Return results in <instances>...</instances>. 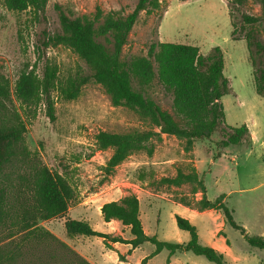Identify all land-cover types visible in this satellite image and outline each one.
<instances>
[{
    "label": "rangeland",
    "instance_id": "obj_1",
    "mask_svg": "<svg viewBox=\"0 0 264 264\" xmlns=\"http://www.w3.org/2000/svg\"><path fill=\"white\" fill-rule=\"evenodd\" d=\"M136 2L48 0L43 10L27 7L17 11L8 9L0 0V71L9 79L11 88L24 68L34 67L41 74L46 63L57 67L55 86L51 92L54 119L48 116L44 100L36 107L28 108L12 96V105L26 122L25 142L31 154L52 171L64 175L75 192L64 215L40 221L39 224L80 255L75 245L83 252H100L102 247L109 248L102 237L68 236L64 221L67 218L85 219L96 230L113 229L111 235L117 233L127 237V228H117L113 223L105 225L99 210L105 200L133 193L141 202L148 234H155L161 240L186 242L189 233L178 228L174 217L182 208L173 201H179L181 197L190 198L191 185L168 186L157 181L162 176L174 175L178 168L188 171L194 167L203 177L209 199L224 193V201L232 209L235 221L243 225L249 234L263 235L264 95L255 91L244 32L252 28L264 41V28L263 23L249 26L242 19L243 13L261 14V5L256 0H160L158 9L149 13L139 12L120 52L122 59L147 55L150 43L155 41L194 44L203 54L218 46L223 55V75L228 78L230 86V92L220 98L225 121L231 126L245 123L251 142L231 144L219 151L216 141L221 135L215 132L209 138L196 140L192 148L186 150L183 139L161 133L160 139H152V154L144 150L132 152L112 172L107 173L104 167L112 149H98L95 134L99 130H145L151 128L149 122L132 109L112 105L108 94L92 78L81 86L75 98L63 96L62 88L68 78L78 74L89 75L91 70L70 47L44 45L45 34L60 30L57 7L71 16H92L97 9L103 13L115 11L125 15L133 10ZM233 29L238 39L232 37ZM98 39L106 42L103 37ZM132 87L153 99L162 109L174 113L171 93L156 79L147 85H139L133 79ZM26 168L27 165L7 168L9 173L4 174L6 182H15L17 174L26 171ZM200 195L198 192L195 197ZM153 199L157 203L150 207L147 215V205ZM190 221L196 226L201 243L216 241L227 246L223 253L227 264H264V248L249 245L239 230L228 223L217 233L224 231L222 234L213 236L216 221L210 212H198ZM3 236L4 232L0 231V244L7 241ZM153 248L150 242L142 243L132 251L130 261L134 262ZM124 254L126 256V252ZM167 254L164 249L154 255L152 264H161ZM177 255L183 262L215 264L189 250L180 251ZM125 256L119 259L127 261ZM108 260L112 262L109 257Z\"/></svg>",
    "mask_w": 264,
    "mask_h": 264
},
{
    "label": "trees",
    "instance_id": "obj_2",
    "mask_svg": "<svg viewBox=\"0 0 264 264\" xmlns=\"http://www.w3.org/2000/svg\"><path fill=\"white\" fill-rule=\"evenodd\" d=\"M47 1L3 0V3L8 9L21 11L27 7L43 10ZM256 1L261 5V14L243 13L242 19L249 26L263 23L264 28V0ZM159 6L160 0H137L133 10L125 15L115 11L103 13L97 9L92 16H71L57 7L60 30L45 34L44 45L70 47L91 70L89 75L78 74L67 79L62 88L65 98H75L81 86L92 78L108 94L112 105L136 111L151 126L149 129L127 132L99 130L95 134L98 149H112L104 167L107 173L112 172L132 152L144 150L152 154V139H160L161 133L183 139L186 150H190L196 140L209 138L215 132L221 135L216 141L219 151L231 144L251 142L245 123L231 126L225 121L220 98L230 92V86L228 78L223 75V55L218 46L203 54L194 44L155 41L150 43L147 55L129 59L120 57L121 48L139 12L149 13ZM98 37H103L106 42ZM232 37L239 38L235 36L234 29ZM244 39L255 91L264 95V41L252 28L244 32ZM56 77L57 67L53 64H44L41 74L34 67L24 68L11 88L9 79L0 71V231L7 239L0 244V264H92L39 224L40 221L64 215L75 192L64 175L52 171L31 154L25 142L26 122L12 105V96L28 108L36 107L44 100L48 116L54 119L51 92ZM133 79L139 85H147L156 79L171 93L174 113L162 109L142 91L133 88ZM220 153L223 154V151ZM13 165H27V168L17 174L15 182H6L4 174L9 173L6 170ZM157 182L177 187L189 183L191 197H181L179 202L199 211L221 210L225 221L239 230L249 245L264 248V234H249L243 225L235 221L232 209L224 201V193L214 199L206 196L203 177L194 167L188 171L178 168L174 175L162 176ZM197 192L201 194L199 198L195 197ZM100 212L104 221L118 219L128 228L131 238L96 230L87 220L75 218L64 221L66 234L99 236L109 248L112 247L110 242L129 243L131 248L150 242L154 249L142 258L140 264L162 249H166L169 255L189 250L215 264H227L221 251L199 242L196 226L179 214H175V222L178 228L188 231L187 242L161 240L155 234L145 233L139 216V200L133 193L104 202ZM225 241L229 243L228 239ZM119 258L124 257L119 254ZM168 261L169 257L164 264Z\"/></svg>",
    "mask_w": 264,
    "mask_h": 264
},
{
    "label": "crops",
    "instance_id": "obj_3",
    "mask_svg": "<svg viewBox=\"0 0 264 264\" xmlns=\"http://www.w3.org/2000/svg\"><path fill=\"white\" fill-rule=\"evenodd\" d=\"M198 193V192H197ZM120 198V197H119ZM196 198H199V197H196ZM118 199V198H117ZM225 199V198H224ZM111 200H115V199H111ZM138 200H139V198H138ZM106 201H109V200H105L104 202H106ZM167 201H173V200H167ZM104 202H102L101 204H100V206L104 203ZM173 202H175V203H177L178 205H179V207L180 208H182V209H180L179 211V213H175V214H179V215H181V214H183L184 216H186V217H188V219L189 220H191V217H193L194 216V214H196V213H198V212H210L211 213V216L214 218V220L216 221V226H215V228H214V230H213V232H212V234H213V236H218V235H220V234H217L220 230H222V229H224V226H225V223H227L226 221H225V218H224V216H223V214H222V212H221V210L220 211H218V209H205V210H202V211H199V210H196V209H194V208H191V207H189V206H187V205H185V204H183V203H181V202H179V201H173ZM157 203V201H154V199L153 200H151L149 203H148V205H147V215L149 214V209H150V207L152 206V205H154V204H156ZM100 211V210H99ZM142 215H143V212H142V210H141V202H140V200H139V216H140V219H141V222H142V225H143V229H144V231H145V233H147L148 234V228L144 225V221H143V217H142ZM182 216V215H181ZM183 216V217H184ZM149 217V216H148ZM185 217V218H186ZM219 217H220V219H219ZM191 222V221H190ZM111 223H113L117 228L119 227V226H123V227H125L118 219H115V218H112L110 221H105L104 222V224L105 225H108V226H110L109 224H111ZM192 223V222H191ZM125 228H127V227H125ZM128 229V228H127ZM112 231H113V229H111L110 231H102V232H107V233H112ZM129 231V230H128ZM224 231H222V233H223ZM198 233V232H197ZM221 233V234H222ZM117 234V233H116ZM115 233L113 234V235H116ZM149 235H152V234H149ZM224 235V234H223ZM84 236H86V235H84ZM124 237V236H123ZM124 238H127V239H129V238H131V234H130V232H129V236H127V237H124ZM189 239V238H188ZM212 239L214 240L215 238L214 237H212ZM224 239V238H223ZM227 239V238H226ZM225 239V240H226ZM198 240H199V235H198ZM188 241V240H187ZM186 241V242H187ZM174 242V241H173ZM200 242V241H199ZM180 243H185V242H180ZM201 243V242H200ZM203 244V243H202ZM111 245H112V249H109V248H103L102 247V249L100 250V252H83L82 250H80L79 248H78V246H74L75 247V249L76 250H78L81 254H82V256L83 257H85L89 262H91L92 264H140V262H141V260H142V258H144L145 256H147V255H149L152 251H153V249L150 251V252H148V253H146L144 256L143 255H141V256H143V257H138L134 262H131L130 261V255H131V253H132V251L136 248H131V245L129 244V243H122V242H112L111 243ZM141 245V244H140ZM139 245V246H140ZM207 245H211V246H213V247H215L216 249H218L219 251H221L222 253H224L228 248H227V246L226 245H223V244H220V243H218V242H216V241H211V242H207ZM154 246V245H153ZM138 247V246H137ZM130 250V251H129ZM164 249H162L161 251H163ZM166 250V249H165ZM129 251V252H128ZM161 251H159L158 253H160ZM126 252V256H125V253ZM128 252V253H127ZM178 252H180V251H176L175 253H173V254H171V255H169V254H167V257H169V261H168V263L167 264H194V263H192V262H183L182 260H179V257H178V255H177V253ZM118 253H120L121 255H124L126 258H127V261L125 260V261H123V260H120L119 259V257H118ZM158 253H156V254H158ZM156 254H154V255H156ZM154 255H152L151 257H148L147 259H146V261H145V263L144 264H152V261H151V258L154 256ZM108 257L110 258V259H112V262L111 261H109L108 260ZM167 257H166V259H167ZM166 259H165V261H166ZM165 261L164 262H162L161 264H164L165 263ZM157 264H160V263H157Z\"/></svg>",
    "mask_w": 264,
    "mask_h": 264
}]
</instances>
